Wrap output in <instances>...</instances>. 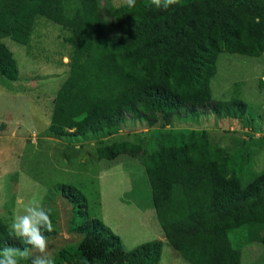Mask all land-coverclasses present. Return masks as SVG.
<instances>
[{
  "label": "trees",
  "instance_id": "obj_1",
  "mask_svg": "<svg viewBox=\"0 0 264 264\" xmlns=\"http://www.w3.org/2000/svg\"><path fill=\"white\" fill-rule=\"evenodd\" d=\"M38 17L67 29L73 50L52 109L54 137L99 140L128 116L154 124L160 112L185 120L199 113L239 119L248 110L240 98L213 100L211 80L222 53L264 54V0H178L167 10L151 0H136L134 8L113 0H0V74L10 81L19 70L2 40L28 45ZM157 143L148 154L140 144L115 140L96 154L100 160L140 158L168 245L189 264H242V250L253 244L264 254V170L246 181L205 129L164 131ZM59 191L72 205L70 228L81 240L59 250L55 264L159 263L162 241L126 250L89 215L78 189L63 185ZM45 205L54 225L45 232L49 240L58 234V213ZM5 244L23 247L0 218V247Z\"/></svg>",
  "mask_w": 264,
  "mask_h": 264
},
{
  "label": "rangeland",
  "instance_id": "obj_2",
  "mask_svg": "<svg viewBox=\"0 0 264 264\" xmlns=\"http://www.w3.org/2000/svg\"><path fill=\"white\" fill-rule=\"evenodd\" d=\"M123 3L125 0H113L115 5ZM69 36L67 29L38 17L28 45L2 40L13 54L19 75L10 81L0 74V218L10 224L18 197L27 202L36 196L45 207V202L55 207L58 234L48 240L54 257L63 247L81 240L70 228L72 205L59 191L63 185L71 186L84 195L89 215L117 235L126 250L160 240L163 252L158 264H189L164 238L140 158L100 160L96 148L128 140L150 154L158 148V136L164 131L205 129L211 144L228 153L229 168L249 180L264 170V87L259 85L264 81V54L251 58L222 53L217 58L211 80L213 100L245 101L248 110L242 118L199 113L185 120L183 115L160 112L150 124V120L128 116L111 136L69 140L54 137L48 130L55 97L70 71L73 50L66 41ZM242 264H264L260 244L242 250Z\"/></svg>",
  "mask_w": 264,
  "mask_h": 264
},
{
  "label": "clouds",
  "instance_id": "obj_3",
  "mask_svg": "<svg viewBox=\"0 0 264 264\" xmlns=\"http://www.w3.org/2000/svg\"><path fill=\"white\" fill-rule=\"evenodd\" d=\"M177 2L178 0H151V5L157 10H167ZM125 3L129 8H134L136 0H125ZM53 231V220L41 198L33 196L25 202L18 197L17 209L13 210L8 232L23 247L8 244L0 247V264H55L45 235V232Z\"/></svg>",
  "mask_w": 264,
  "mask_h": 264
}]
</instances>
